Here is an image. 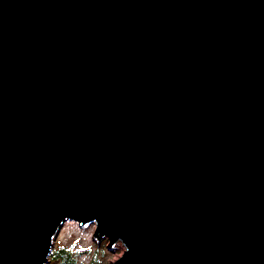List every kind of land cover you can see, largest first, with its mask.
I'll use <instances>...</instances> for the list:
<instances>
[{
  "label": "water",
  "instance_id": "obj_1",
  "mask_svg": "<svg viewBox=\"0 0 264 264\" xmlns=\"http://www.w3.org/2000/svg\"><path fill=\"white\" fill-rule=\"evenodd\" d=\"M67 220L112 264H264V0H0V264Z\"/></svg>",
  "mask_w": 264,
  "mask_h": 264
},
{
  "label": "rangeland",
  "instance_id": "obj_2",
  "mask_svg": "<svg viewBox=\"0 0 264 264\" xmlns=\"http://www.w3.org/2000/svg\"><path fill=\"white\" fill-rule=\"evenodd\" d=\"M96 223L80 224L75 220H67L59 229L53 241V248L59 246L70 248L78 254L79 264H112L125 251L122 242H117L109 248V240L105 237H95ZM97 264V263H96Z\"/></svg>",
  "mask_w": 264,
  "mask_h": 264
},
{
  "label": "trees",
  "instance_id": "obj_3",
  "mask_svg": "<svg viewBox=\"0 0 264 264\" xmlns=\"http://www.w3.org/2000/svg\"><path fill=\"white\" fill-rule=\"evenodd\" d=\"M96 263L98 264L97 260L92 264ZM47 264H79L78 254L70 248L59 246L57 249L52 250Z\"/></svg>",
  "mask_w": 264,
  "mask_h": 264
}]
</instances>
